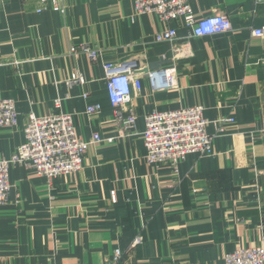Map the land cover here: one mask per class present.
I'll return each instance as SVG.
<instances>
[{"label":"crops","instance_id":"0c3cea01","mask_svg":"<svg viewBox=\"0 0 264 264\" xmlns=\"http://www.w3.org/2000/svg\"><path fill=\"white\" fill-rule=\"evenodd\" d=\"M0 0V99L15 102L18 123L0 128V156L24 143L29 114H72L88 147L80 173L51 182L25 165L9 170L0 206V264H224L228 253L264 235V0H192L195 19L225 15L231 30L193 37L182 22L136 15L133 0ZM176 31L172 44L157 33ZM184 43L189 46L185 55ZM86 46L95 59L71 54ZM105 64L140 75L128 109L131 134L119 137ZM175 68L170 89L154 91L149 71ZM75 74L83 84L68 85ZM60 100L59 108L55 102ZM100 105L97 114L86 108ZM200 106L215 136L213 154L188 155L176 167L145 160L144 117ZM223 119L232 122L220 123ZM112 194L115 202H112ZM139 243L134 244L135 240Z\"/></svg>","mask_w":264,"mask_h":264},{"label":"built area","instance_id":"2783aa9c","mask_svg":"<svg viewBox=\"0 0 264 264\" xmlns=\"http://www.w3.org/2000/svg\"><path fill=\"white\" fill-rule=\"evenodd\" d=\"M59 0H41L42 4H50L55 11H62ZM192 0H133L136 15L153 14L158 20L168 24L182 22L190 29L193 37H206L229 32L231 24L223 14L195 19L190 2ZM255 37L264 36V28L252 31ZM157 42L172 44V50L178 54L176 31L168 28L156 34ZM185 55L189 54V46L184 43ZM71 54H85L95 59L98 52L86 46L70 48ZM104 74L107 84L109 102L114 110V123L119 137L131 134L135 127L136 117L128 109L133 92L141 89L140 75H135L132 67L126 64H105ZM176 69L169 68L149 71L146 74L154 91L170 89L173 86ZM81 76L73 74L68 85L83 84ZM60 100L55 102L59 108ZM100 105L95 104L86 108V113H99ZM232 122L223 119L220 123ZM18 113L15 102L10 99H0V128L17 126ZM208 124L200 106L181 108L167 112H151L144 117L142 138L146 150L145 160L150 165L170 164L176 167L190 154L199 157L213 154L215 136L207 135L205 127ZM24 143L10 157L0 156V206L7 203L10 192L9 170L14 165H25L32 168L36 174L51 182L58 176H69L80 173L83 159L88 147L96 142L112 143L114 138L102 139L98 134L89 140L76 136L73 127L72 114L57 113L45 117L33 114L27 116L24 128ZM112 202L115 197L112 194ZM139 243L135 240L134 244ZM121 251L116 250L109 264H118ZM224 264H264V235L258 245L250 248L234 250L224 257Z\"/></svg>","mask_w":264,"mask_h":264}]
</instances>
